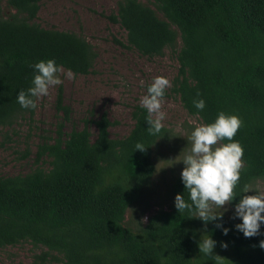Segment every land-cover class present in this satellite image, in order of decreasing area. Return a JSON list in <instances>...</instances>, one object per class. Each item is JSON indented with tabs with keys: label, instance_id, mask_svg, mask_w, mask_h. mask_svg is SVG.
<instances>
[{
	"label": "trees",
	"instance_id": "trees-1",
	"mask_svg": "<svg viewBox=\"0 0 264 264\" xmlns=\"http://www.w3.org/2000/svg\"><path fill=\"white\" fill-rule=\"evenodd\" d=\"M44 1L4 0L15 13H0V130L34 116L35 109L17 102L18 92L31 86V65L54 59L84 76L97 58L82 36L35 22ZM145 2L117 1L107 18L125 30L126 44L114 40L149 58L175 53L179 68L170 93L190 117L211 123L224 111L242 119L234 140L243 147L245 167L229 204L235 210L246 185L264 183V0ZM198 99L205 101L203 110L193 104ZM56 109L62 116L54 137L37 146L36 165L25 174L0 177V248L30 243L41 251L29 264H215L198 248L207 234L223 264H264V223L259 235L245 238L235 214L205 224L189 210L179 212L177 194L190 203L181 175L172 182L168 210L135 227L126 222L127 210L141 200L154 174L153 149L171 137L165 128L148 133L147 110L140 104L132 106L133 126L120 138L111 137L114 122L106 112L64 133L71 119L61 87ZM137 143L146 150H136ZM218 224L229 229L227 235Z\"/></svg>",
	"mask_w": 264,
	"mask_h": 264
},
{
	"label": "rangeland",
	"instance_id": "rangeland-1",
	"mask_svg": "<svg viewBox=\"0 0 264 264\" xmlns=\"http://www.w3.org/2000/svg\"><path fill=\"white\" fill-rule=\"evenodd\" d=\"M117 1L46 0L41 3L36 23L44 28L82 36L94 47L97 58L88 75H76L74 80L64 79L63 84L50 90L49 96L40 99L34 116L27 115L12 127L0 130V177L25 174L36 165L37 146L44 137H54L56 124L62 116L56 109L60 87L63 103L70 108L71 119L64 124V133L82 129L85 119H97L106 112L114 122L110 127L111 137L120 138L132 128V106L140 104V98L146 94L153 78L164 76L172 83L179 68L174 52L165 50L163 56L149 58L115 42L114 39L126 44L125 30L107 18L116 11ZM0 13L8 16L15 12L0 0ZM158 16L162 19L160 13ZM179 47L180 43L177 50ZM171 88L172 85L166 89L162 108L167 114L163 128L171 132V137L153 149L154 174L141 200L127 210L126 222L130 226L145 223L160 210H168L172 182L184 168L182 162L169 166L168 160H175L180 153L182 158L191 146L188 137L193 128L188 120L195 118L185 112L179 98L170 93ZM88 128L94 136L95 126L89 124ZM250 189L264 190V183L258 182ZM254 194V191L249 193ZM220 211L226 218L235 214L229 204ZM40 251L28 242L3 247L0 248V264H29L32 256ZM50 264L63 263L53 261Z\"/></svg>",
	"mask_w": 264,
	"mask_h": 264
},
{
	"label": "clouds",
	"instance_id": "clouds-1",
	"mask_svg": "<svg viewBox=\"0 0 264 264\" xmlns=\"http://www.w3.org/2000/svg\"><path fill=\"white\" fill-rule=\"evenodd\" d=\"M31 67L34 69L31 86L26 91L20 90L17 95V102L25 109H37L38 101L49 96L50 90L63 84L64 79L74 80L76 77L71 69L66 70L57 65L54 59L40 60ZM169 87L171 81L168 78L156 76L148 85L146 94L140 98L141 107L147 110V131L150 135L160 133L164 127L163 121L167 114L162 108L165 92ZM193 104L199 110L205 108L203 99L193 100ZM188 123L193 128L188 137L190 148L182 158L180 153L175 160L168 161L169 166L181 162L184 164L181 178L190 203L185 201L183 195L177 194L175 207L179 212L189 210L192 218H198L207 224L222 219L223 212L220 209L236 198L235 189L245 165L243 147L234 137L243 126V121L238 115L220 111L214 122L189 119ZM135 148L141 152L146 150L142 143H137ZM251 191L256 194L248 195ZM235 217L242 220L235 227L245 238L259 235L261 224L264 223V190H252L246 185L242 189L241 199L235 205ZM217 227L222 228V225L218 224ZM222 230L227 235L229 229ZM215 245L216 241L207 234L198 242L200 253L211 257L215 264H223L225 258L213 255ZM221 246L227 248L226 243ZM259 247L264 249V240L260 241Z\"/></svg>",
	"mask_w": 264,
	"mask_h": 264
}]
</instances>
